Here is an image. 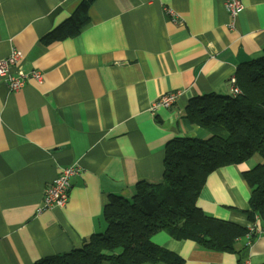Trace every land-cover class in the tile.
I'll list each match as a JSON object with an SVG mask.
<instances>
[{
    "label": "crops",
    "instance_id": "crops-1",
    "mask_svg": "<svg viewBox=\"0 0 264 264\" xmlns=\"http://www.w3.org/2000/svg\"><path fill=\"white\" fill-rule=\"evenodd\" d=\"M83 1L0 0V60L16 48L24 70L43 74L19 92L0 79V264H36L104 233L111 197L132 199L139 182L162 183L170 141L208 137L187 122L190 101L231 96L237 69L264 57V0H241L234 28L224 0H93L84 28L49 41ZM169 92L181 96L152 111ZM261 161L211 173L197 206L251 227L243 173ZM74 164L80 173L66 207L41 210L46 187ZM152 241L184 264H264V235L240 240L234 254L167 232Z\"/></svg>",
    "mask_w": 264,
    "mask_h": 264
},
{
    "label": "trees",
    "instance_id": "trees-1",
    "mask_svg": "<svg viewBox=\"0 0 264 264\" xmlns=\"http://www.w3.org/2000/svg\"><path fill=\"white\" fill-rule=\"evenodd\" d=\"M92 1H83L49 41L84 28ZM235 79L242 90L238 96L210 94L190 101L186 120L208 137L170 141L164 151L162 183L139 182L132 199L111 197L103 210L104 233L93 235L81 249L36 264H184L178 254L152 241L160 232L207 250L237 253L238 242L250 229L208 216L197 206L211 173L258 155L262 161L243 173L251 190L245 214L249 223L264 225V57L240 66ZM255 238L254 233L251 243Z\"/></svg>",
    "mask_w": 264,
    "mask_h": 264
},
{
    "label": "built area",
    "instance_id": "built-area-1",
    "mask_svg": "<svg viewBox=\"0 0 264 264\" xmlns=\"http://www.w3.org/2000/svg\"><path fill=\"white\" fill-rule=\"evenodd\" d=\"M224 4L227 12L231 18V28H234V24L238 16L242 13L244 6L241 0H224ZM167 13L171 16L173 21H177L176 13L172 10H167ZM23 53L16 48H12L9 56L0 60V79L3 80L8 86L11 92H19L25 88L29 81H35L37 83L43 82V74L39 70H24ZM236 79L232 78V95L238 96L240 92L236 88ZM181 96V92H169L159 98L152 105V111L160 108H171L178 98ZM80 170L76 164L61 169L58 177L49 184L43 195V204L41 210L52 211L55 209H61L66 207L70 199V192L72 188L71 179L77 176ZM260 222L252 224L250 234L247 237L249 243L252 242L251 235L255 233L256 238L264 235V229L260 228ZM255 238V239H256Z\"/></svg>",
    "mask_w": 264,
    "mask_h": 264
},
{
    "label": "rangeland",
    "instance_id": "rangeland-1",
    "mask_svg": "<svg viewBox=\"0 0 264 264\" xmlns=\"http://www.w3.org/2000/svg\"><path fill=\"white\" fill-rule=\"evenodd\" d=\"M236 83H237V82H236ZM236 88L238 89V91H239L240 94H241L242 90L240 89V87H239L238 85H236Z\"/></svg>",
    "mask_w": 264,
    "mask_h": 264
}]
</instances>
